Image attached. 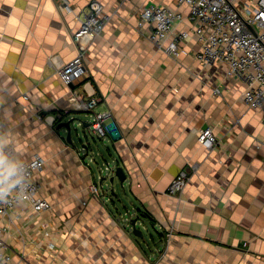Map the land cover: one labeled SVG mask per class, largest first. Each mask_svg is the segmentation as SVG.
I'll return each mask as SVG.
<instances>
[{
	"label": "crops",
	"instance_id": "crops-1",
	"mask_svg": "<svg viewBox=\"0 0 264 264\" xmlns=\"http://www.w3.org/2000/svg\"><path fill=\"white\" fill-rule=\"evenodd\" d=\"M90 0H73L77 14ZM109 20L86 55L87 74L66 84L60 64L77 55L73 14L54 0H0V139L25 160L41 155L36 173L51 208L26 202L4 218L17 264H264V120L243 101L244 82L224 64L194 56L196 34L175 58L151 42L145 7L177 0H100ZM188 17L176 30H190ZM56 56L55 59H51ZM94 93L117 133L67 140L51 124L81 120L72 93ZM27 98H26V97ZM85 113V112H83ZM86 114V113H85ZM88 114V113H87ZM211 126L213 150L198 141ZM87 137V136H86ZM99 138V139H97ZM107 163L127 180L110 182ZM190 180L176 195L173 179ZM104 175V176H103ZM97 184L99 192L91 190ZM141 235L133 232L130 220Z\"/></svg>",
	"mask_w": 264,
	"mask_h": 264
},
{
	"label": "built area",
	"instance_id": "built-area-1",
	"mask_svg": "<svg viewBox=\"0 0 264 264\" xmlns=\"http://www.w3.org/2000/svg\"><path fill=\"white\" fill-rule=\"evenodd\" d=\"M63 14H73L78 21L74 32L77 55L67 63L58 65L57 72L66 84L84 78L87 74L85 55L92 42L104 31L109 16L100 0H90L86 11L77 14L73 0H54ZM188 7V16L165 5L153 4L145 7L140 17V25L150 24L148 32L151 42L160 47L167 55L178 58L190 51L184 46L194 33L198 36L200 47L194 56L204 65L224 64L225 74L244 82L245 105L263 113L264 120V0H177ZM188 17L190 30H176V23ZM52 56L51 59H55ZM26 97V96H25ZM27 98V97H26ZM100 98L94 93H72L75 110L91 116L88 125L80 123L85 136L107 138L117 133L112 123L106 122L108 112L95 111ZM57 118L50 123L56 125ZM6 123L0 114V130ZM198 141L207 150H213L218 144L217 134L211 126L202 128ZM5 153L22 165L24 183L6 201L0 202V264H17L13 259L6 240L8 226L4 218L29 202L36 211L51 208L48 200L41 196V182L36 173L43 170L46 160L39 154L25 160L19 158L12 143L5 144ZM190 176L181 171L168 187V193L176 195L187 186ZM91 190L99 192L97 184Z\"/></svg>",
	"mask_w": 264,
	"mask_h": 264
},
{
	"label": "clouds",
	"instance_id": "clouds-1",
	"mask_svg": "<svg viewBox=\"0 0 264 264\" xmlns=\"http://www.w3.org/2000/svg\"><path fill=\"white\" fill-rule=\"evenodd\" d=\"M5 146L0 139V202L6 201L24 183L22 165L5 153Z\"/></svg>",
	"mask_w": 264,
	"mask_h": 264
},
{
	"label": "water",
	"instance_id": "water-1",
	"mask_svg": "<svg viewBox=\"0 0 264 264\" xmlns=\"http://www.w3.org/2000/svg\"><path fill=\"white\" fill-rule=\"evenodd\" d=\"M72 88H75V85H73V83H70L69 84ZM76 121L78 120H68V121H61L58 123L57 125V128L58 129H61V128H66L67 131H68V135H67V140L69 142H72V137H71V131H72V128H73V125L76 124ZM81 120H79V124ZM84 125L86 126L87 125V122H84ZM107 170L110 171L109 174H111L110 176V182L113 183L114 182V179L115 177L119 179L121 185L123 186L124 185V182L127 180V175L125 173V170L122 166H117L116 164H111V163H107ZM141 216H136L135 218H132L130 220V225L132 226V229H133V232L137 235H141V231L138 230L137 228V224L139 222V218Z\"/></svg>",
	"mask_w": 264,
	"mask_h": 264
},
{
	"label": "rangeland",
	"instance_id": "rangeland-1",
	"mask_svg": "<svg viewBox=\"0 0 264 264\" xmlns=\"http://www.w3.org/2000/svg\"><path fill=\"white\" fill-rule=\"evenodd\" d=\"M77 116L80 117V118L83 119V120H86V121H84V122H87V125L89 124L88 121H87V120H90V119H91V116H90L89 114H87V113L85 114V113L81 112V113H77ZM62 119H63V118H62ZM62 119H60L59 122H61ZM59 122H58V123H59ZM58 123H56V124H58ZM84 130L86 131V128L83 127L82 124H79V120H78V121H76V124L73 125V128H72V131H71V132H72L73 136H74V135H75V136L79 135L80 138H81L82 140H84V141H93L94 137H92V136H88V137H86V136L84 135ZM97 139H99V138H97ZM107 172H108V170H107V171L104 170V175H106ZM104 175H103V176H104ZM98 187H99V186H98Z\"/></svg>",
	"mask_w": 264,
	"mask_h": 264
}]
</instances>
